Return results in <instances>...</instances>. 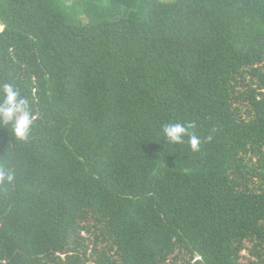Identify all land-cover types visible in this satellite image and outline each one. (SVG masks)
I'll return each mask as SVG.
<instances>
[{"label": "trees", "instance_id": "16d2710c", "mask_svg": "<svg viewBox=\"0 0 264 264\" xmlns=\"http://www.w3.org/2000/svg\"><path fill=\"white\" fill-rule=\"evenodd\" d=\"M5 83L0 264H264V0H0Z\"/></svg>", "mask_w": 264, "mask_h": 264}, {"label": "clouds", "instance_id": "9594fccd", "mask_svg": "<svg viewBox=\"0 0 264 264\" xmlns=\"http://www.w3.org/2000/svg\"><path fill=\"white\" fill-rule=\"evenodd\" d=\"M4 100L0 103V121L3 125L12 124L18 140L27 142L30 138L31 128L36 119L34 116L30 101L23 97L20 91L11 83H5L2 86ZM198 125L195 121L188 123H166L162 127V132L168 144L190 145L192 152L201 151L203 143H211L214 139L213 134L207 135L203 140L197 133ZM213 133L215 129L212 130ZM15 179L11 169L0 165V187L5 184H12Z\"/></svg>", "mask_w": 264, "mask_h": 264}, {"label": "rangeland", "instance_id": "374dc122", "mask_svg": "<svg viewBox=\"0 0 264 264\" xmlns=\"http://www.w3.org/2000/svg\"><path fill=\"white\" fill-rule=\"evenodd\" d=\"M244 255H246V253L244 252Z\"/></svg>", "mask_w": 264, "mask_h": 264}]
</instances>
